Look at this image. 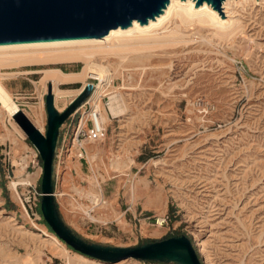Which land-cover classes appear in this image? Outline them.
<instances>
[{
    "label": "rangeland",
    "instance_id": "374dc122",
    "mask_svg": "<svg viewBox=\"0 0 264 264\" xmlns=\"http://www.w3.org/2000/svg\"><path fill=\"white\" fill-rule=\"evenodd\" d=\"M217 11L225 22H240L234 33L195 24L189 42L177 48L123 63L98 58L113 74L101 94L104 132L85 145L83 158L74 147L56 158V172L69 157L80 166L75 196L56 198L61 217L80 236L127 246L184 234L202 264H264V0H235L228 12ZM59 66L79 71L83 63L1 70L8 73L1 84L43 133L49 83L43 70ZM61 92L59 111L77 96ZM41 175L37 150L0 103V264H102L49 229L39 210ZM117 190L124 215L111 223L102 213ZM165 215L167 223L156 224ZM49 234L69 252L60 253Z\"/></svg>",
    "mask_w": 264,
    "mask_h": 264
},
{
    "label": "water",
    "instance_id": "95a60500",
    "mask_svg": "<svg viewBox=\"0 0 264 264\" xmlns=\"http://www.w3.org/2000/svg\"><path fill=\"white\" fill-rule=\"evenodd\" d=\"M168 0H0V43L75 37H101L109 29L127 27L131 20L147 22L161 13ZM207 1L221 9L223 0ZM92 91L87 83L68 105L57 110L50 83L44 97L46 130L42 133L22 110L12 118L35 147L42 163L40 212L45 223L66 246L103 263L124 260L162 264H202L191 240L184 234L136 245H112L77 234L60 215L55 198L56 148L60 128Z\"/></svg>",
    "mask_w": 264,
    "mask_h": 264
},
{
    "label": "bare ground",
    "instance_id": "6f19581e",
    "mask_svg": "<svg viewBox=\"0 0 264 264\" xmlns=\"http://www.w3.org/2000/svg\"><path fill=\"white\" fill-rule=\"evenodd\" d=\"M234 2L235 0H223L221 2L223 12H228V9ZM196 3L197 0H168L165 7L162 8L161 13L154 15V17H149L147 22L140 23L134 19L131 20L130 25L127 27L118 26L111 28L101 37H75L0 43V78L8 75V73L3 74L2 69L64 62H82L83 68L79 72L67 73L58 68L43 70L44 76L42 80H48L51 84L53 95L55 94V103L59 91H62L61 94L63 96L69 97L79 94L82 90V88L78 90H60L57 88L60 84L86 83L87 78L95 77L112 83L113 74L107 70L108 67L106 68L105 65L100 64V62L98 63L99 57L105 58L107 61L112 58L119 59L123 63L131 58L139 60V58L146 57V55L152 56L155 53V49L160 47L171 46L177 48L189 42L192 34L190 32L197 26L195 24H206L215 27L217 32L221 34L234 33L231 31H234L237 27V20L235 22L233 19L228 18L225 22L219 12L209 2L203 1L198 5ZM229 30H231L230 33ZM117 96L114 95L113 99H116ZM0 103L11 116L19 110L10 93L1 82ZM101 121L104 123L105 118L101 117ZM34 125L42 132V127L35 123ZM14 127L20 131L15 125ZM16 185L17 182H13V186ZM49 235L53 240V244L57 243L59 245L56 248L60 253L66 254L69 252L56 236L53 234Z\"/></svg>",
    "mask_w": 264,
    "mask_h": 264
},
{
    "label": "built area",
    "instance_id": "2783aa9c",
    "mask_svg": "<svg viewBox=\"0 0 264 264\" xmlns=\"http://www.w3.org/2000/svg\"><path fill=\"white\" fill-rule=\"evenodd\" d=\"M238 64L241 67V62H238ZM91 79L94 80V82H90L92 84L91 93L71 117L62 124L59 143L56 148V158L62 152L69 153L72 147L78 151L77 156L83 158L86 153L85 145L100 138L104 132L101 121L100 101L103 98L101 95L104 90L103 86H110V81L106 82V80H101L97 77ZM108 104L109 102H107ZM167 220L168 215H165L161 218L157 217L155 222L162 226L167 223Z\"/></svg>",
    "mask_w": 264,
    "mask_h": 264
},
{
    "label": "crops",
    "instance_id": "0c3cea01",
    "mask_svg": "<svg viewBox=\"0 0 264 264\" xmlns=\"http://www.w3.org/2000/svg\"><path fill=\"white\" fill-rule=\"evenodd\" d=\"M14 93L18 94V91L15 90ZM74 150L76 151L75 148ZM67 159L68 160H66L65 167L60 172H56V180L54 184L56 193L55 198H57L60 193L66 195L67 197L75 196L76 194L74 188L76 186L75 182L77 181V178H80V174H78L80 166L74 157H69ZM118 192L119 191L117 190L110 195H107V207L105 208V212L102 213L105 215V218L109 219V222L111 223L121 220L124 215V211H122L120 204L117 202ZM74 201L75 203H78L75 198Z\"/></svg>",
    "mask_w": 264,
    "mask_h": 264
},
{
    "label": "trees",
    "instance_id": "16d2710c",
    "mask_svg": "<svg viewBox=\"0 0 264 264\" xmlns=\"http://www.w3.org/2000/svg\"><path fill=\"white\" fill-rule=\"evenodd\" d=\"M42 67H40V68H34V69H41ZM47 69H55V68H58V69H62L64 72H79V71H68V70H66V69H64V68H62L61 66H59V67H46ZM44 69V68H43ZM39 210H40V208H39ZM41 213V212H40ZM49 227V226H48ZM49 229H50V227H49ZM51 230V229H50ZM167 237H170V236H167ZM152 241V240H151ZM69 249H71L70 247H68ZM148 262V261H147Z\"/></svg>",
    "mask_w": 264,
    "mask_h": 264
}]
</instances>
